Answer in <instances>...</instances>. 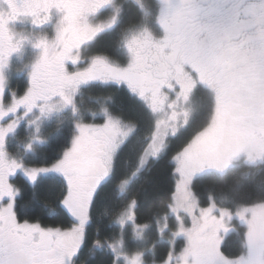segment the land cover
Instances as JSON below:
<instances>
[{"label":"snow or ice","instance_id":"1","mask_svg":"<svg viewBox=\"0 0 264 264\" xmlns=\"http://www.w3.org/2000/svg\"><path fill=\"white\" fill-rule=\"evenodd\" d=\"M25 44L38 55L18 86L6 69ZM198 95L210 114L177 147ZM66 112L52 149L44 128ZM242 156L264 166V0H0V264H264V200L195 191ZM166 160L174 186L142 202L138 179Z\"/></svg>","mask_w":264,"mask_h":264},{"label":"trees","instance_id":"2","mask_svg":"<svg viewBox=\"0 0 264 264\" xmlns=\"http://www.w3.org/2000/svg\"><path fill=\"white\" fill-rule=\"evenodd\" d=\"M124 26V25H122ZM117 37V33H108L102 35L97 44L96 48L107 49L109 43H114ZM121 55L123 51L121 50ZM22 86V85H21ZM85 106L92 104V101L85 97ZM202 100L197 96V115L195 116L192 126L189 128L188 132L182 133L179 141L176 142L178 147L180 143H183L184 139L194 131L196 128L202 126L208 115L210 114V106L201 108ZM95 106V105H93ZM128 116L130 119H134L137 116V113L129 109ZM59 114L53 116L56 117ZM62 115V114H60ZM70 115V113H69ZM71 116L65 117L59 116L58 122L52 124L51 127L47 128V131L44 132V135L49 137L50 145L48 147L54 149L57 146L59 137L57 136L58 127H60V122L70 120ZM37 152H42L44 149L40 146H37ZM253 183L247 184L245 178ZM264 181V166L255 167L250 166L243 159L237 160L236 165L232 166L227 172L226 176L223 178L217 175L214 172L208 171L203 174V176L198 180L195 185V191L201 198L204 200L210 193L213 194L218 203H221L223 206H234L238 204H252L258 200H264V190H262L259 185L260 182ZM174 186V177L170 175V161L166 160L163 163L155 165L149 172L144 173L137 181V189L146 193L145 196H142L145 202L151 201L154 197L163 193L165 196L169 194L170 189ZM56 193L51 194V198H56ZM105 193L102 191L100 193L101 202L104 201ZM224 198V199H222ZM226 201V203H225ZM22 204L27 205V207H22V212L26 213L27 218H40L43 219V216L47 214L46 210H42L39 207V202L36 204L29 203V197L26 196ZM155 210V209H154ZM23 214V213H22ZM50 215V214H48ZM45 223L51 224L54 221L51 219L44 220ZM237 227L242 228L240 223H236ZM227 231V230H226ZM224 231L223 233H225ZM220 235V234H219ZM221 243V239L219 238ZM244 244V233L242 230L228 233L225 237L223 243L221 244L225 253L228 255H235L240 252L242 245ZM163 251V247L161 248ZM88 259V257H87ZM105 257L103 255H97L89 261V264H100Z\"/></svg>","mask_w":264,"mask_h":264},{"label":"rangeland","instance_id":"3","mask_svg":"<svg viewBox=\"0 0 264 264\" xmlns=\"http://www.w3.org/2000/svg\"><path fill=\"white\" fill-rule=\"evenodd\" d=\"M152 26L154 27V25ZM21 28L25 32V34L30 35V36L34 35L30 24H25L21 26ZM37 55H38V51L34 49L30 44H25L20 49V51H18L17 53L13 55V57L11 58L9 67L6 69V73L8 77L10 78V80L13 82V84L16 83L18 86L23 85V82L27 78V73L29 71V65L36 59ZM198 97H200V95H198ZM192 108L194 110V115H195L197 113L196 111L198 108L197 97H195L192 101ZM64 115L67 118L68 116H70L69 113L66 112V113H63L62 115L59 114L56 117H52L51 120L46 123L44 132L47 131V128L51 127L52 124L58 122L59 116H64ZM21 138H23V136ZM12 143H13V146H15L16 140L13 139ZM240 159H243L244 161H246V159L243 156ZM236 163L237 161L234 162L233 166L236 165ZM236 223H240V222L238 220H233V222L230 225H228V229L225 233H223L224 230L220 232L219 238L221 239V244L223 243L228 233L239 231V230H242V232L245 233L246 228L244 226H242V228H239L237 227Z\"/></svg>","mask_w":264,"mask_h":264},{"label":"flooded vegetation","instance_id":"4","mask_svg":"<svg viewBox=\"0 0 264 264\" xmlns=\"http://www.w3.org/2000/svg\"><path fill=\"white\" fill-rule=\"evenodd\" d=\"M94 257H96V256H94ZM94 257L88 258V260L90 261V260L93 259ZM85 259H87V257H85Z\"/></svg>","mask_w":264,"mask_h":264}]
</instances>
